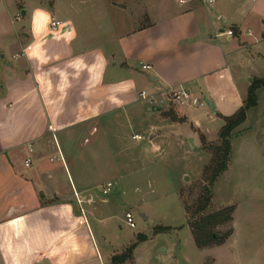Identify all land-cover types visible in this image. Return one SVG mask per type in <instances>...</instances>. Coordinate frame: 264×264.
Listing matches in <instances>:
<instances>
[{
	"label": "crops",
	"instance_id": "crops-1",
	"mask_svg": "<svg viewBox=\"0 0 264 264\" xmlns=\"http://www.w3.org/2000/svg\"><path fill=\"white\" fill-rule=\"evenodd\" d=\"M180 1L0 0V264H107L124 249L104 228L153 188L156 159L210 162L201 136L217 144L264 80V0ZM177 88L214 110L175 107L163 94ZM256 96L214 189L264 161V86Z\"/></svg>",
	"mask_w": 264,
	"mask_h": 264
},
{
	"label": "rangeland",
	"instance_id": "rangeland-1",
	"mask_svg": "<svg viewBox=\"0 0 264 264\" xmlns=\"http://www.w3.org/2000/svg\"><path fill=\"white\" fill-rule=\"evenodd\" d=\"M182 160L171 159L166 165L156 159L146 174L153 177V188L145 185L143 193L132 191L116 205L119 220L104 228L112 247L124 249L122 254L137 242L134 235H143L147 243L138 245L133 260L126 264H264V161H255L246 168L235 167L234 178L228 184L222 180L213 187L214 203L212 200L203 214H196L205 185L204 169L210 162L203 169ZM197 167L201 170L195 171ZM184 168H189L185 171L191 178L182 177ZM116 196L112 190L101 198L111 201ZM134 203L141 209L133 207ZM225 208L234 211L223 212ZM128 210L133 215L134 229L127 224ZM144 214L150 218L148 222ZM209 216L214 217L211 222ZM158 227L170 230L157 234ZM200 227L206 234L198 231ZM210 233L212 239L206 238ZM202 243L206 245L199 247ZM107 264H112L111 260Z\"/></svg>",
	"mask_w": 264,
	"mask_h": 264
},
{
	"label": "trees",
	"instance_id": "trees-1",
	"mask_svg": "<svg viewBox=\"0 0 264 264\" xmlns=\"http://www.w3.org/2000/svg\"><path fill=\"white\" fill-rule=\"evenodd\" d=\"M264 86V80H255L251 85L247 100L242 108H240L233 116L224 118V126L219 132V141L217 144H208L203 136H201V142L203 145V150L208 153L211 157L210 163L204 169V182L205 185L202 187L201 196L198 200V206L196 209V214H203L212 204L213 194L212 189L225 172H227L230 164L231 154H232V137L237 133V130L245 123L247 118V113L250 109L257 107L258 101L256 96V91ZM168 116L173 120H176L174 114L169 113ZM233 213V208H225L223 212ZM224 214V213H223ZM222 214V215H223ZM218 215L216 216V218ZM220 217V216H219ZM208 221L211 222L214 217L209 216ZM195 228V227H194ZM208 226L205 227V229ZM202 229V230H201ZM203 228L198 229L202 234H206ZM209 229V228H208ZM206 229V230H208ZM170 229L165 227L156 228V233H165ZM212 239V234H208L206 238ZM195 239L198 243V235L195 233ZM147 239L143 235L137 237V242L132 244L126 251L120 255L114 256L111 259L112 264H126L128 261L133 260L134 252L138 245L146 242ZM206 244H199L202 247Z\"/></svg>",
	"mask_w": 264,
	"mask_h": 264
},
{
	"label": "built area",
	"instance_id": "built-area-1",
	"mask_svg": "<svg viewBox=\"0 0 264 264\" xmlns=\"http://www.w3.org/2000/svg\"><path fill=\"white\" fill-rule=\"evenodd\" d=\"M183 3L184 1H180ZM213 2V1H210ZM60 26V22L52 21L50 28L52 30H56ZM149 67H143V70L147 71L149 70ZM167 101H170L175 107L178 108H203L208 107L206 100L203 97H199L195 95L192 91L185 89V88H177V89H169L163 94ZM155 95H149L147 92L143 91L140 94V99L142 101H147L150 106L157 105V100L155 98ZM134 140L142 141L143 137L141 136H135ZM30 161H27V165ZM114 189V184L109 183L104 187L103 194L107 195ZM127 224L131 229H134L135 223L133 221L132 214L128 213L126 214Z\"/></svg>",
	"mask_w": 264,
	"mask_h": 264
},
{
	"label": "water",
	"instance_id": "water-1",
	"mask_svg": "<svg viewBox=\"0 0 264 264\" xmlns=\"http://www.w3.org/2000/svg\"><path fill=\"white\" fill-rule=\"evenodd\" d=\"M205 100H206V103H207L208 107H209L211 110H214V106H213L212 102H211L210 100H207V99H205Z\"/></svg>",
	"mask_w": 264,
	"mask_h": 264
}]
</instances>
